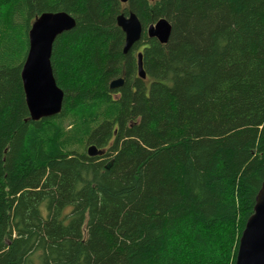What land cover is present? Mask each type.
Returning a JSON list of instances; mask_svg holds the SVG:
<instances>
[{
  "label": "trees",
  "instance_id": "obj_1",
  "mask_svg": "<svg viewBox=\"0 0 264 264\" xmlns=\"http://www.w3.org/2000/svg\"><path fill=\"white\" fill-rule=\"evenodd\" d=\"M56 11L62 107L32 120L28 31ZM263 180L264 0H0V264H234Z\"/></svg>",
  "mask_w": 264,
  "mask_h": 264
},
{
  "label": "water",
  "instance_id": "obj_2",
  "mask_svg": "<svg viewBox=\"0 0 264 264\" xmlns=\"http://www.w3.org/2000/svg\"><path fill=\"white\" fill-rule=\"evenodd\" d=\"M126 1V0H121ZM116 23L124 33L123 52L137 42L142 33L138 17L133 13L118 14ZM75 26V19L65 11L43 12L35 18L28 31V50L21 69L25 102L30 119L38 120L60 112L64 97L57 85L51 66V52L55 38ZM171 25L165 18L158 19L146 28L148 37L156 38L161 44L167 42ZM137 74L145 78L142 54H137ZM123 78L113 79L109 86L117 88ZM89 156L102 154L94 145L87 147ZM111 160L106 164L109 168ZM234 264H264V180L254 198L253 210L247 218L238 241Z\"/></svg>",
  "mask_w": 264,
  "mask_h": 264
}]
</instances>
